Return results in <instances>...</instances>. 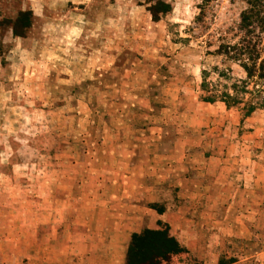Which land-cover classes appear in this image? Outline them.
I'll list each match as a JSON object with an SVG mask.
<instances>
[{"label":"rangeland","instance_id":"1","mask_svg":"<svg viewBox=\"0 0 264 264\" xmlns=\"http://www.w3.org/2000/svg\"><path fill=\"white\" fill-rule=\"evenodd\" d=\"M156 2L171 6L158 21ZM245 13L263 20L252 29L264 51V0H0V264H91L63 261L68 192L105 143L158 124L170 102L201 100L203 80L244 76L217 49L238 41ZM242 105L229 108L250 115L264 148V110Z\"/></svg>","mask_w":264,"mask_h":264},{"label":"crops","instance_id":"2","mask_svg":"<svg viewBox=\"0 0 264 264\" xmlns=\"http://www.w3.org/2000/svg\"><path fill=\"white\" fill-rule=\"evenodd\" d=\"M162 111L132 139L105 143L93 174L68 192L78 200L60 224L63 261L123 264L148 229L173 239L174 264H264V148L259 129H245L250 115L197 98Z\"/></svg>","mask_w":264,"mask_h":264},{"label":"trees","instance_id":"3","mask_svg":"<svg viewBox=\"0 0 264 264\" xmlns=\"http://www.w3.org/2000/svg\"><path fill=\"white\" fill-rule=\"evenodd\" d=\"M148 9L152 19L158 21L163 14L171 10V6L168 3L156 2ZM251 17L248 13L241 17L240 29L243 33L238 41L233 44L222 43L217 49L218 54L237 62L243 69L244 76L231 83H227L229 77L225 73H219V80L213 83L206 84L203 80V95H200L202 101H221L228 108L243 104L242 109L247 114L257 109L264 110V51L261 47L263 38L261 32L252 29L254 26L261 27L263 20L254 23ZM175 251V242L165 230L145 229L132 236L127 250V264H161L162 260H168L170 254Z\"/></svg>","mask_w":264,"mask_h":264}]
</instances>
